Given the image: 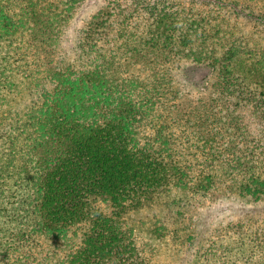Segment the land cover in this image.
Listing matches in <instances>:
<instances>
[{
  "label": "trees",
  "instance_id": "trees-1",
  "mask_svg": "<svg viewBox=\"0 0 264 264\" xmlns=\"http://www.w3.org/2000/svg\"><path fill=\"white\" fill-rule=\"evenodd\" d=\"M81 1L0 0V264H173L160 258L169 229L158 215L208 197L224 176L228 193L264 212V36L206 16L226 10L264 30V0H192L207 8L196 18L153 3L145 30H122L120 46L126 61L160 55L150 85L121 77L116 53L103 54L114 7L61 49ZM38 45L54 52L48 62ZM25 47L38 51L36 66L17 59ZM172 58L186 62L179 83L208 73L187 83L215 93L201 123L168 107L180 95ZM189 131L210 151L197 171L182 143ZM218 137L242 144L222 169ZM225 264H264V243L244 241Z\"/></svg>",
  "mask_w": 264,
  "mask_h": 264
},
{
  "label": "rangeland",
  "instance_id": "rangeland-1",
  "mask_svg": "<svg viewBox=\"0 0 264 264\" xmlns=\"http://www.w3.org/2000/svg\"><path fill=\"white\" fill-rule=\"evenodd\" d=\"M90 1L82 0L74 11V15L70 18L69 25L60 31L59 43H61V49H68L72 45L73 40L75 41L79 32L86 26L88 20L98 8L101 6L114 7L117 17L112 21L109 34L103 36L100 45L103 54L111 57L112 53H116V61L120 63L119 75L121 77L135 76L139 78V82H144L145 85H150L153 81L155 75L153 72L156 69L155 62L158 59L161 61L160 55L148 51L145 59L138 57L126 61L124 51L120 50V46L124 41L121 37L122 30L142 33L149 23L150 9L153 3L157 4L155 2H158L161 7L166 6L168 10L178 11L181 17L196 18L202 12L205 11L206 13L207 10V8L195 4L192 0H93L94 3L88 6ZM220 11H207V19L215 23L214 19L220 17L221 27L227 25L233 27L240 35L252 33L258 29L260 35L264 36V30L254 23L235 20L226 10ZM36 47L40 49L39 51H42L41 56L45 57V61L48 62L50 55L54 53L52 49L47 47V50L43 52L41 45ZM60 51L59 53H61ZM16 52H19L16 55L17 59L26 54L30 56L31 63L36 66V52L38 51L35 47L21 48L20 51ZM171 61L172 63L168 67L171 69V74L173 73L172 75L176 77L180 69L186 65V62L176 58H172ZM161 70L158 65L156 71ZM207 76L208 73L204 70L190 71L187 76L182 75L181 84L176 77L173 88L180 95L176 96L171 93V97L176 96L177 98L168 102V107L174 108L176 106L178 109L175 110L181 112L182 115L190 116L192 121L201 123L205 110L206 112L207 110L208 112L211 111V103H214L212 99L215 93L212 90L203 92L193 90L191 85L189 86L187 83L193 80L201 81L202 78ZM180 132L178 128V133ZM186 138L189 139V143H185ZM214 139H217V137ZM218 139L220 144L215 143V149L222 158L220 164L216 167L222 169L223 165L232 160V154L234 151L238 152L242 144L240 137H218ZM182 143L184 149L190 154V159L198 157L197 161L194 160L195 171L204 168L202 163H204L203 161H205L204 159L210 151L205 154L204 151L199 149L198 147L201 144L197 142L196 138L190 137V131L187 132L185 137H182ZM179 144L181 145V141H179ZM226 145H229L230 152H226ZM228 181L230 180L224 176L223 182H220L208 197H195L187 202H182L180 207L166 210L158 215L159 219L163 220L162 224L169 229L163 246V253L160 256L162 260H167L173 264H197L198 262L199 264H225L234 259V254L237 253V249L244 241L247 244L251 243V245L264 243L263 205L249 203L245 199H239L228 193L225 187L227 184L229 185ZM156 222L153 221L152 224ZM252 231L255 233L251 234ZM198 258H200L199 261Z\"/></svg>",
  "mask_w": 264,
  "mask_h": 264
}]
</instances>
